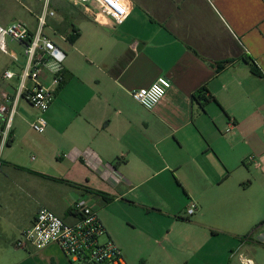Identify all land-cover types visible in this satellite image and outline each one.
<instances>
[{"label":"crops","instance_id":"obj_1","mask_svg":"<svg viewBox=\"0 0 264 264\" xmlns=\"http://www.w3.org/2000/svg\"><path fill=\"white\" fill-rule=\"evenodd\" d=\"M45 9L55 12L47 15L45 34L65 41L57 44L66 73L44 132L32 128L38 110L25 99L13 118L1 163L34 206L16 239L43 206L76 221L74 204L85 197L128 264L130 240L121 230L135 231L143 215L168 223L165 239L172 224L191 227L195 232L185 239L203 264H241L238 252L264 248V0H131L122 23L92 1L0 0V24L22 21L36 30ZM63 12L68 22L59 30ZM74 28L78 36L70 41ZM18 45L22 50L0 48V93L14 94L20 81L27 58ZM6 69L16 75L3 77ZM159 76L172 85L147 109L131 91ZM50 79L44 68L41 82ZM204 86L203 105L193 94ZM170 198L186 199L184 212L195 202L196 211L182 216ZM4 218L0 201L1 223ZM217 241L230 251L228 262L218 261ZM22 249L15 264H71L54 242Z\"/></svg>","mask_w":264,"mask_h":264},{"label":"built area","instance_id":"obj_2","mask_svg":"<svg viewBox=\"0 0 264 264\" xmlns=\"http://www.w3.org/2000/svg\"><path fill=\"white\" fill-rule=\"evenodd\" d=\"M69 1H92L101 13L110 16L116 23H122L131 13V0ZM54 14L53 10L45 9L38 18L36 30L29 29L22 21H14L7 26L0 24L1 50L9 51L6 45V39L9 38L24 47L27 58L19 75L20 81L15 93L9 94L6 91L0 93V152L11 139L13 118L21 99L27 100L38 110V116L31 123L35 131L42 133L48 125L46 112L55 98L58 87L65 80L66 73L65 52L44 32L47 15ZM11 55L16 58L14 53ZM44 68L50 72L51 79L48 84L40 80ZM15 75L12 69L3 72V77L7 79ZM29 79L34 82L30 88L26 84ZM171 85L170 78L159 76L150 85L133 89L131 94L145 108L153 109ZM196 207V203L193 202L186 210V216L192 215ZM74 208L78 217L76 221L68 222L49 207H41L33 224L22 230L15 245L25 248L32 244L40 249L49 243H57L71 264H128L120 247L106 236L107 230L91 202L82 197L75 202ZM238 258L241 264H259L242 251L238 252Z\"/></svg>","mask_w":264,"mask_h":264},{"label":"rangeland","instance_id":"obj_3","mask_svg":"<svg viewBox=\"0 0 264 264\" xmlns=\"http://www.w3.org/2000/svg\"><path fill=\"white\" fill-rule=\"evenodd\" d=\"M66 6L71 8L73 6L82 7L81 5L74 3H66ZM91 7H93V5H91ZM46 33L51 34L59 45H65V41L59 38V36L52 35L50 30H46ZM6 45L8 49L14 48L16 50H22L18 43L11 41L9 38L6 39ZM30 111H33V109L28 108L29 113ZM5 148L6 147L0 152V159L6 157ZM29 155L33 156L34 153L30 152ZM14 178H16V176H13V170L11 167L1 163L0 201L2 202L3 210L6 213L7 218H4L2 223L0 222V225H2L5 231V233L0 232V264H15L21 259L22 256L18 250L23 249L15 245L16 240L20 236L19 235L16 239V227H18L34 207L33 202L30 201L28 196L22 193L18 188V184L14 181ZM170 199H172V202L170 203L177 206V210L181 212L183 216V214L186 213L184 212V209H182L181 204V201L184 198H181V200H178L177 198ZM134 210L142 214L143 209L142 207H135ZM139 225L140 227L133 232L121 230V233H127L126 237L130 240L131 264H203L200 261V254L194 255L196 246L193 245L192 241L185 239L194 234L195 231H192L191 227H186L182 223H176V225L172 224L170 226L172 229L169 234V239H165L162 238V235H164L168 229V223L165 222V220L155 222L143 215L142 218L139 219ZM148 233H151L155 237L151 239ZM155 238L158 240L155 241ZM218 242L219 241L215 244L220 248L219 244L221 243ZM207 252H209V250H206L205 254H207ZM219 252L221 255L219 256L218 261L220 263L228 262V259L225 258L227 252H229V256L231 255L230 251H227L224 247L223 249L220 248ZM248 254L257 261L264 262V248L258 245H252L248 248Z\"/></svg>","mask_w":264,"mask_h":264},{"label":"trees","instance_id":"obj_4","mask_svg":"<svg viewBox=\"0 0 264 264\" xmlns=\"http://www.w3.org/2000/svg\"><path fill=\"white\" fill-rule=\"evenodd\" d=\"M58 9H60V8L58 7ZM61 9H62V8H61ZM75 9H76V8H75ZM63 10H64V8H63ZM63 14H64L63 22L60 23V24L57 26L59 30H62L63 28H65L64 26H66V24H64V23L68 22V20H66L68 16H67L66 13H64V12H63ZM77 36H78V31L74 28L73 31H72L67 37H68V39H69L70 41H73V40H75V38H76ZM251 70H252L253 72H255L256 74L262 75L261 70L259 69V67L257 66V64H256L254 61H251ZM63 82H64V81H63ZM62 84H63V83H62ZM62 84H61L58 88H60V87L62 86ZM207 92H208V90H207V88L204 86V87L200 88L196 93L193 94V98H194L195 100L199 101V102H202V104L204 105L205 102H206L207 100H209V97L206 95ZM212 98H213V96H212ZM213 99H214V98H213ZM52 179H53V178H52ZM103 196H104V198H105L106 200H110V199H111V198L108 197V196H105V195H103ZM248 235H249V234H248ZM248 235H247V236H248Z\"/></svg>","mask_w":264,"mask_h":264}]
</instances>
